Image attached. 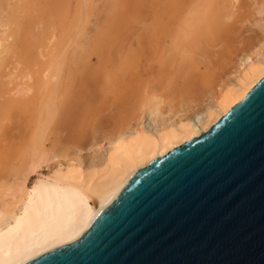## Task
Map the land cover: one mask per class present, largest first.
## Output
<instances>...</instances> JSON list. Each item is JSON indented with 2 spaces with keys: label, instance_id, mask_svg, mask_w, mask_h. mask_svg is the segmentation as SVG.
Wrapping results in <instances>:
<instances>
[{
  "label": "bare ground",
  "instance_id": "6f19581e",
  "mask_svg": "<svg viewBox=\"0 0 264 264\" xmlns=\"http://www.w3.org/2000/svg\"><path fill=\"white\" fill-rule=\"evenodd\" d=\"M39 1L0 0V93L11 95L0 104V113L8 106L19 107L22 111L32 108L26 143L14 150L17 163L9 166V181L0 183V264H30L84 234L91 221L113 202L138 170L150 160L206 132L264 77L263 38L253 53L240 60L233 80L201 104L192 105L188 100L182 107L173 109L161 95L147 94L134 125L127 124L114 133L104 148L92 149L87 160L77 157V160L60 162L59 157L67 155L60 149L54 124L66 101L68 80L65 82L62 77L69 67L67 52L71 48L69 60L75 64L74 57L78 58L81 51L89 47V10L94 0H76V20L70 24L72 33L60 50H57L55 31L48 28L49 22L48 27L43 24L48 32L42 28L45 31L40 30L42 36L36 34L37 38L34 35L29 41L45 59L38 64V70L27 68L23 72L12 57L17 43L31 35L32 28L30 32L28 27L37 16L32 17L34 13H30ZM65 1L68 0H61L60 4L54 0V4L57 2L61 7L55 4L48 12L47 21L57 16L64 21L60 10L67 4ZM231 1L194 0L189 3L170 35L181 64L189 63L197 40L214 16ZM259 12L264 13V8ZM261 27L264 30V24ZM4 78L6 80H2ZM109 81L105 80L104 85L108 83V86ZM35 93L40 97H30ZM54 160L55 164L49 167V162ZM43 165L49 167L47 173L39 172ZM34 173L29 183V176Z\"/></svg>",
  "mask_w": 264,
  "mask_h": 264
},
{
  "label": "rangeland",
  "instance_id": "374dc122",
  "mask_svg": "<svg viewBox=\"0 0 264 264\" xmlns=\"http://www.w3.org/2000/svg\"><path fill=\"white\" fill-rule=\"evenodd\" d=\"M193 1L107 0L106 3V0H94L89 10V47L82 49L78 58L74 57L75 64L69 60L71 48L67 52L70 68L65 69L62 77L65 82L68 80L66 101L54 124L60 149L67 156L59 157L58 161L64 163L77 157L85 161L92 149L104 148L114 133L138 121L141 102L147 94L157 93L173 109H178L188 100L192 105L201 104L233 80L240 60L253 53L264 38L261 27L264 13L259 12L264 8V0H232L226 9L217 11L197 40L189 63L181 64L170 35ZM57 2V6L62 4ZM65 2L60 10L63 22L58 16L46 20L50 18L48 12L55 7L54 0L35 2L40 8L34 5L30 14L40 18H32L35 26L28 27V31L32 28L31 35L17 43L12 57L23 72L27 68L38 70V64L45 59L29 40H33L34 35L37 38L47 33L44 27H48L47 22L48 28L56 33L57 50L72 33L70 24L76 20L77 1ZM105 80H110V87L108 83L104 85ZM32 95L30 97H40L38 93ZM10 96L0 93V104ZM18 108L8 106L0 113V183L9 181V166L17 163L14 150L26 143L30 129L32 108H28L29 112ZM48 166L43 165L39 172L47 173ZM34 177L35 173L29 176V183Z\"/></svg>",
  "mask_w": 264,
  "mask_h": 264
},
{
  "label": "water",
  "instance_id": "95a60500",
  "mask_svg": "<svg viewBox=\"0 0 264 264\" xmlns=\"http://www.w3.org/2000/svg\"><path fill=\"white\" fill-rule=\"evenodd\" d=\"M30 264H264V77Z\"/></svg>",
  "mask_w": 264,
  "mask_h": 264
}]
</instances>
